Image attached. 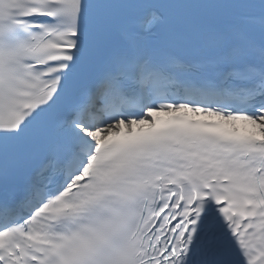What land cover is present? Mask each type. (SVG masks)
<instances>
[{
  "label": "snow or ice",
  "instance_id": "obj_1",
  "mask_svg": "<svg viewBox=\"0 0 264 264\" xmlns=\"http://www.w3.org/2000/svg\"><path fill=\"white\" fill-rule=\"evenodd\" d=\"M0 264H264V0H0Z\"/></svg>",
  "mask_w": 264,
  "mask_h": 264
},
{
  "label": "bare ground",
  "instance_id": "obj_2",
  "mask_svg": "<svg viewBox=\"0 0 264 264\" xmlns=\"http://www.w3.org/2000/svg\"><path fill=\"white\" fill-rule=\"evenodd\" d=\"M243 128V126H241Z\"/></svg>",
  "mask_w": 264,
  "mask_h": 264
}]
</instances>
